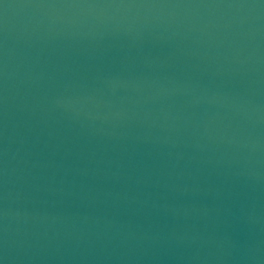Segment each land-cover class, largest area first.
I'll use <instances>...</instances> for the list:
<instances>
[{
	"label": "water",
	"instance_id": "water-1",
	"mask_svg": "<svg viewBox=\"0 0 264 264\" xmlns=\"http://www.w3.org/2000/svg\"><path fill=\"white\" fill-rule=\"evenodd\" d=\"M0 264H264V0H0Z\"/></svg>",
	"mask_w": 264,
	"mask_h": 264
}]
</instances>
